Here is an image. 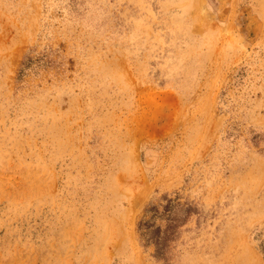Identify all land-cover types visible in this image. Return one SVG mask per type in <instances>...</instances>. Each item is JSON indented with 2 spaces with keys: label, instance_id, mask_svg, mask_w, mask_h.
<instances>
[{
  "label": "rangeland",
  "instance_id": "obj_1",
  "mask_svg": "<svg viewBox=\"0 0 264 264\" xmlns=\"http://www.w3.org/2000/svg\"><path fill=\"white\" fill-rule=\"evenodd\" d=\"M0 264H264V0H0Z\"/></svg>",
  "mask_w": 264,
  "mask_h": 264
}]
</instances>
